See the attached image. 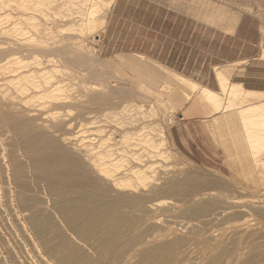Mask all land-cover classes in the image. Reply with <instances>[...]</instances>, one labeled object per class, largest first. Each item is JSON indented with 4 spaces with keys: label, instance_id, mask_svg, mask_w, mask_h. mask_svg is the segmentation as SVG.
<instances>
[{
    "label": "rangeland",
    "instance_id": "374dc122",
    "mask_svg": "<svg viewBox=\"0 0 264 264\" xmlns=\"http://www.w3.org/2000/svg\"><path fill=\"white\" fill-rule=\"evenodd\" d=\"M85 1L0 0V79L4 68L17 65L11 61L14 56L29 67L44 62L52 69L47 61L50 50L62 39L66 41V36L72 37L73 50L88 60L50 69L44 76L32 75L20 83L29 88L33 83L57 82V97L31 99L25 90L16 89V83L0 80L3 93L33 109L29 117L39 127L54 126L57 136L67 137L61 147L68 154L78 155V148L91 143L90 148L96 147L98 139L116 147L136 143L132 148L137 158L121 153L113 165L94 170L88 180L89 192L111 202L115 209L104 217L96 235L90 232L81 239L55 213L54 224L60 233L50 226L47 236L53 242L67 240L79 247L88 264H119L110 258L109 249L101 257L97 252L101 240L111 237L113 243L106 244H129L122 258L125 262L131 256L126 264L137 262L141 251L157 248L164 255L157 264H264V79L253 77L256 68L245 67L257 65L256 61L229 62L239 53L250 55L260 49L262 53L264 40L256 47L243 48L227 37L237 16L249 13L261 18V12L250 2L239 7V0H114L109 7L105 0H96L94 15L103 23L92 32L77 30L80 14H88L95 3ZM241 34L257 38L253 25L247 24ZM7 52L14 56L2 57ZM125 57L138 61V66L121 63ZM237 65L244 67L243 75ZM145 66L153 69V80L144 73ZM174 73L219 93L222 107L218 113L199 99V88L184 87ZM218 73L226 76L227 85L241 82L252 89L242 94L246 101L230 99L222 91ZM186 92L191 94L187 99ZM187 103H198L204 113L193 124L181 120ZM248 104H253L251 119L239 113ZM129 122L150 124L156 137L160 127L165 138V145L159 147L162 155L145 159L149 167L141 181L122 174L132 165L141 166L138 157L147 148L144 134L119 136ZM3 139L7 155H14L23 166V172L11 170L14 195L42 198L49 202L42 206L43 213L53 211L51 204L57 198L42 193L44 184L32 180L29 162L10 145L15 136L8 134ZM2 166L0 156V264H48L17 219ZM32 233L38 242V235Z\"/></svg>",
    "mask_w": 264,
    "mask_h": 264
},
{
    "label": "bare ground",
    "instance_id": "6f19581e",
    "mask_svg": "<svg viewBox=\"0 0 264 264\" xmlns=\"http://www.w3.org/2000/svg\"><path fill=\"white\" fill-rule=\"evenodd\" d=\"M81 1L84 2L85 0H81ZM86 1L88 2L89 0ZM95 1L96 0H94V2ZM113 1L114 0H105V6L106 7L111 6ZM96 3L97 2L93 3L91 7L88 5L91 8L88 14H83V13L80 14L82 18L80 17L79 19L80 23L79 26L77 27V30L80 29V30L92 31L94 29L96 30L98 28H101L103 21L99 20L98 16L96 17L94 15ZM81 5H83V3L80 4V6ZM98 7H100V5ZM26 9L27 7L24 10ZM75 14L73 13L72 15ZM22 16H24L25 19L29 18L28 14L27 15L22 14ZM72 24L76 26L74 22ZM50 27L53 28V25L51 26L50 24ZM45 30L46 32H49V27L45 28ZM70 39H72V37L70 36L64 37V40L66 41L63 42L62 39L59 46L55 48L52 47V50H50L51 57L47 61L51 62L50 65L52 66V69L50 68L51 70H59L61 68L64 69L67 68L72 63L88 61L81 52H77L73 50L75 47L73 48V44L69 42ZM7 53H5V55H3L2 57L14 56V53L12 52H7ZM261 57L264 58V48L262 49ZM20 58H21L20 56H14L13 58H11V61L13 60V62L16 63L17 65L10 66L6 69L4 68L0 80H8L16 83V89L19 91L25 90L27 92L26 93L27 96L31 99L42 98L45 96L57 97V95H59V94H55V92H57L59 89V84H57V82H52L49 85H44L41 83H33L32 86L29 88H25L20 84L21 81L31 77L32 75L37 76L38 74L40 76H44V74H46V72L50 70L47 68L46 65H44V62H39L36 68H32L27 66V64L23 62L24 59L22 58L20 59ZM120 62L128 66H138L139 64L137 63L138 61L134 60L131 57L122 58L120 59ZM144 68H145L143 69L144 73L150 76V78L153 80V78H155L156 76L153 69L146 66ZM173 75L176 78V80H178L181 83V85H183L184 87L189 88L190 90H195L199 88V95L201 97L199 99H201L205 103H208L212 109V112L214 111L215 113L216 112L218 113L219 109L222 107L221 105L222 102L220 100L221 97L219 93L205 86H200L196 82L191 81L177 73H174ZM217 76L222 91L223 92L226 91V93L230 95V99L233 97V98H239L241 102L246 101V99L242 98V94H244L247 91H252V89L245 88V86L241 82H236L227 85L226 76H224L222 73H218ZM159 87L163 89L166 86L159 85ZM190 95H191L190 92H186L185 94L186 99L189 98ZM237 95H241V96H237ZM15 98L16 96L15 97L9 95L7 96V94L3 93V90L0 89V116H1L0 128H2V131L0 130V147H1L0 156H1V162L3 164L2 171L5 173L6 182L9 187V193L11 195L10 202L15 207L14 212H16V215L18 217L17 219L20 221L24 230L28 232L29 237L34 242L33 244L37 248L36 250L42 261L48 264H55V263L56 264H88L87 260L82 255V251L79 247L70 244L67 240H60L58 242L57 241L53 242V240H50V238L47 236V233L49 232L47 230V227L55 226V230L60 233L59 228L57 227V225L54 224V219H55L54 214L57 213L64 219V221L66 222L67 226L70 229L78 233V236L81 239L86 238L90 232H94L95 234V231H98V228L103 223L104 217L108 214L110 215L114 213L115 209L113 208L111 202L101 199L96 194H92L89 192L91 184H89L88 180L92 176V174L95 173L96 170L101 171L102 170L101 168H107L108 166L113 165L118 159L122 157L121 153H130V155L134 156L136 152L133 151L132 146L135 145L136 143L129 142L125 146L121 145L116 147L114 143L105 144L103 140L98 139L97 141L98 144L96 145V147L90 148L89 146L92 145V143L89 146L86 145L88 146V148L86 147L78 148L77 146L78 150H80V153L78 155L75 153L68 154L61 147L63 141H66L68 138L57 136L55 134L57 132V129L54 126L49 125V126H45L44 128L39 127L38 124L35 122V120L29 117L31 112H33V109L22 106L19 101L15 100ZM252 105L253 104H248L245 106L242 105L243 107L242 108L240 107L242 111L239 110L240 111L239 113H242L243 116L246 114V116L248 115L247 118H250L249 115L252 114V112L250 114ZM224 106H226V103L224 104ZM138 107H144V106L140 105ZM147 107H151V104ZM240 108L237 107V109ZM228 110L231 111V109ZM234 110H236V108ZM226 112L228 111L226 110L225 112L223 111L222 113H226ZM222 113L220 112V114ZM247 123L248 122H246V124ZM154 129L155 128H153L150 124L145 122L141 124L138 122H129L127 128L123 129L120 132L119 136L121 138L128 135L144 134L145 135V138H143L144 143L146 144L147 148L148 147L150 148V150L144 148L145 151L144 155H142V158L138 157L139 163L141 164L140 167L136 165H132L122 173L123 177H125L126 179L133 178L135 180L141 181V179L146 176L147 173L146 171L147 168L149 167V165H147V163L144 162L145 159L151 158L154 155H162L161 150L159 149V147L163 145L165 141L162 128L161 129L160 127L157 128V131L159 132L158 133L159 137H156L155 134L153 133ZM8 134H13L16 138L13 143H10V145H12L15 148L14 150H16L17 152H21V155H23L25 160H27V162H29L30 166L32 167L33 170L32 180L37 185L44 184L41 187L42 189L40 191L45 195L55 196L57 198V201L51 204V208L53 209V211L43 213L42 206L49 204V202L44 201L42 198H37V197L34 198L32 196L26 197L21 194H18V196L14 195V190L12 188V181H11V177H12L11 170L15 172L16 171L23 172V166L18 160H16V157L14 155H7L8 153H6V149H5L6 144L3 142L4 140L3 138ZM256 135L260 136L257 133ZM255 141L258 140H254L253 142L255 143ZM13 165L15 166L16 169L14 168ZM83 177L87 179H83ZM112 181H115V178H113ZM15 189L17 188L15 187ZM16 198H17V202L15 203ZM129 199H130L129 196L125 195L124 200L128 201ZM47 209L48 211L50 210L49 208ZM27 212H29V214L27 217H25L23 214H26ZM41 216H43L42 220L40 219ZM32 232H35L38 235L39 237L38 242L35 239ZM111 238L110 239L105 238L101 240V244H99L98 246L99 248L97 250L98 254L100 255V257L103 256L101 255V252L107 248L110 250L109 252L111 259L114 258V260L119 264L121 263L126 264L127 259L130 260L129 257L131 256L128 257L126 256L127 259H125V262L123 261L122 258L124 257L125 248L126 247L127 249L130 248L128 247L129 244H106L110 242V240L111 243H113L114 240L113 238L112 239ZM24 253L27 252L24 251ZM163 259H164V255L160 249L158 248L145 249L140 252L139 258L137 262H135L134 264H157L160 263ZM165 262L167 263V261Z\"/></svg>",
    "mask_w": 264,
    "mask_h": 264
},
{
    "label": "crops",
    "instance_id": "0c3cea01",
    "mask_svg": "<svg viewBox=\"0 0 264 264\" xmlns=\"http://www.w3.org/2000/svg\"><path fill=\"white\" fill-rule=\"evenodd\" d=\"M241 1V5L239 7H243L244 4H246L247 2H250L253 6V8L255 10H257V12H261V18L264 19V0H239ZM261 18H258L256 16H253L249 13H242L239 16H237L236 20L233 22L234 27L232 29L231 34L227 33V37H229L230 40H236L237 42L241 43L242 47H246V45L248 46H252V47H256L260 44L261 40H264V35L261 34V27H264V20H260ZM245 19H249L248 21H245ZM253 25L255 28V31L257 33V38L256 39H250L245 37L244 35L241 34L242 29L247 25ZM233 56H237V57H233V59H231V63H235L236 61H242L245 58L248 61H256L257 65H253V64H245V67L247 66V69L249 67L252 68H256V71L252 72L253 73V77H257V78H263L264 79V74L263 72H261V70H263L264 68V59H261V49L256 51V53L250 54V55H246L244 53H239L238 55H233ZM258 56V57H257ZM250 63V62H249ZM261 64H263V68H258L257 66H260ZM237 71H242L240 72V75H243L242 73H244V67L237 65L236 68ZM204 113L202 112L201 108L199 107L198 103H187L184 108H183V113L181 116V120L193 124L194 121L196 120V118H198L199 116L203 115Z\"/></svg>",
    "mask_w": 264,
    "mask_h": 264
}]
</instances>
